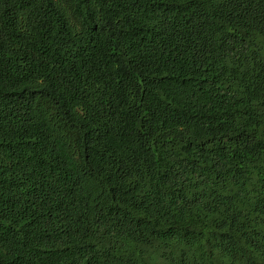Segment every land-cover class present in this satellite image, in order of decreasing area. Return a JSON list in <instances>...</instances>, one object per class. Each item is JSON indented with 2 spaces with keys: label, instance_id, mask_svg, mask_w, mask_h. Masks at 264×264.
Listing matches in <instances>:
<instances>
[{
  "label": "trees",
  "instance_id": "16d2710c",
  "mask_svg": "<svg viewBox=\"0 0 264 264\" xmlns=\"http://www.w3.org/2000/svg\"><path fill=\"white\" fill-rule=\"evenodd\" d=\"M0 264H264V0H0Z\"/></svg>",
  "mask_w": 264,
  "mask_h": 264
}]
</instances>
